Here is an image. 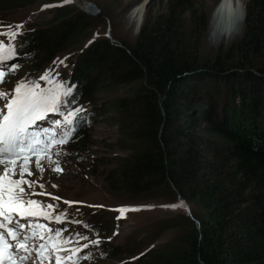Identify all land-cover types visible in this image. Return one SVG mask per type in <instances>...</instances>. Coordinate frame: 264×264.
<instances>
[{"label": "trees", "instance_id": "trees-1", "mask_svg": "<svg viewBox=\"0 0 264 264\" xmlns=\"http://www.w3.org/2000/svg\"><path fill=\"white\" fill-rule=\"evenodd\" d=\"M245 1L241 36L212 59L202 54L205 0H166V11L145 21L133 45L97 41L67 80L86 112L97 87L89 71L115 87L138 84L113 106L121 130L115 175L139 192L172 185L200 222L189 247L158 264H264V0ZM34 2L0 0V11ZM76 12L21 41L28 68L41 69L45 57L53 61L89 30L88 15ZM86 116L70 146L84 147L93 120Z\"/></svg>", "mask_w": 264, "mask_h": 264}, {"label": "rangeland", "instance_id": "rangeland-1", "mask_svg": "<svg viewBox=\"0 0 264 264\" xmlns=\"http://www.w3.org/2000/svg\"><path fill=\"white\" fill-rule=\"evenodd\" d=\"M144 1L71 0L70 3H62V0H35L34 4L29 6L0 11V25L5 26L0 27V31H7V25L23 22L24 27L15 41L17 48L34 30L65 18L75 10L79 15L80 12L86 13V3L93 2L103 11L101 18L89 15L84 18V26L89 30L81 29L75 43L66 47L56 59L51 61L48 57L41 58L40 60H43L40 64L45 63V67L37 71L32 70L27 67L26 57L19 55L9 61V64L16 63L18 67L6 72L4 78L7 81L4 84H1L3 80L0 82V90L11 93L18 81L39 80L46 70H52V75L58 72V79L68 80L72 75L73 63L78 60L81 64L85 61L87 50L93 48L97 41L110 40L120 46L133 45L145 21L166 11L167 8L166 0H148L146 5ZM219 1L204 2L209 13L208 31L202 47L205 59L214 58L221 48L228 47L242 34V30L233 36L212 34V13ZM45 4L57 6L44 8ZM140 4H144L143 21L137 22V19L132 17V12ZM61 60L64 61L63 64L60 63ZM88 74L87 76H92L91 83L97 87L89 96L92 110L86 112V115H91L89 119L93 120L86 123V132L83 134L86 141L84 147L77 148L66 144L61 146L62 154L59 157L53 155V160L58 159L63 171H53L55 163L49 164L47 160H43L44 171L40 173L32 163L30 168L33 176L29 179L39 180V183L44 185L43 189L35 191L51 194H37L32 198L42 201L43 205L53 204V216L67 212V218L62 224L41 218V221L47 223L54 231L58 228L64 229L65 237L79 232L89 240L97 237L101 239L100 245H89L87 249L82 250L79 264H158L162 262L163 254L183 251L189 247L195 233L194 223L197 224L198 220L193 215L190 204L179 198V192L170 184L144 188L140 192L124 187L115 175L113 158L117 154V148L114 143L120 140L121 130L119 113L113 106L118 96L128 91L134 92L138 84L115 87L112 82L108 83L103 79L101 73L99 75L98 72L89 71ZM39 83L41 87L46 86L43 80H39ZM0 106H3L2 100ZM75 106L80 105L77 103ZM80 122L84 125L83 120L80 119ZM125 141L134 144L132 141ZM36 187L38 186L34 184L33 188ZM54 197L61 199L57 201ZM181 200L184 206L165 207L180 205ZM65 201L74 203L69 205ZM121 207L129 209L124 216L118 211ZM135 208L138 210H131ZM86 224L93 227L87 228ZM198 227L197 224L196 228L199 229ZM109 237L111 239H108ZM87 242L82 240L79 245ZM102 251L105 255H102ZM51 264H55L54 254Z\"/></svg>", "mask_w": 264, "mask_h": 264}, {"label": "snow or ice", "instance_id": "snow-or-ice-1", "mask_svg": "<svg viewBox=\"0 0 264 264\" xmlns=\"http://www.w3.org/2000/svg\"><path fill=\"white\" fill-rule=\"evenodd\" d=\"M70 2L62 0V3ZM55 6L43 5L44 8ZM6 27L7 31H0V82L6 72L18 67L16 63L8 62L18 55L15 41L24 25L21 22ZM58 77V72L52 75V70H46L39 77V80L46 82L44 87H41L39 80H21L11 93L0 90V100L3 101V106H0V264H51L53 254L55 264H79L83 249L102 242L99 237L89 240L79 232L64 237V229L53 231L47 223L41 222V218L62 224L67 212L53 216V204L43 205L42 201L32 198L37 194H51L37 193L33 189L34 184L40 189L44 185L39 180L29 179L33 176L30 165L34 163L35 168L42 173V161L47 160L49 164L55 163L53 171H63L58 159L53 160V155L59 157L62 154L60 146L70 142L81 114H86L82 106H75L76 86ZM54 199L58 201L61 198ZM65 203L71 205L74 202ZM178 206H184V202L181 200L180 205H165L172 208ZM128 210L125 207L118 209L121 216ZM85 227L93 226L86 224ZM80 240L88 242L78 245ZM73 241L78 246H73Z\"/></svg>", "mask_w": 264, "mask_h": 264}, {"label": "bare ground", "instance_id": "bare-ground-1", "mask_svg": "<svg viewBox=\"0 0 264 264\" xmlns=\"http://www.w3.org/2000/svg\"><path fill=\"white\" fill-rule=\"evenodd\" d=\"M144 4L133 9L132 17L140 22L143 18ZM246 15V1L220 0L212 13V34L216 36H233L242 30ZM143 21V20H142Z\"/></svg>", "mask_w": 264, "mask_h": 264}, {"label": "water", "instance_id": "water-1", "mask_svg": "<svg viewBox=\"0 0 264 264\" xmlns=\"http://www.w3.org/2000/svg\"><path fill=\"white\" fill-rule=\"evenodd\" d=\"M147 1L148 0H145L143 3L146 5ZM85 8H86V13L89 16H94L97 18H101L103 16V11L93 2L86 3ZM173 189L176 191L175 187H173ZM179 198H181V197L179 196ZM196 222H197L198 226H200V222L199 221H196Z\"/></svg>", "mask_w": 264, "mask_h": 264}]
</instances>
